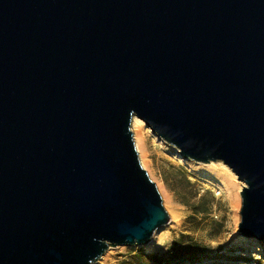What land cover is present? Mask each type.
<instances>
[{
	"label": "water",
	"instance_id": "95a60500",
	"mask_svg": "<svg viewBox=\"0 0 264 264\" xmlns=\"http://www.w3.org/2000/svg\"><path fill=\"white\" fill-rule=\"evenodd\" d=\"M134 117L244 181L264 241V0H0V264H96L169 224Z\"/></svg>",
	"mask_w": 264,
	"mask_h": 264
},
{
	"label": "rangeland",
	"instance_id": "374dc122",
	"mask_svg": "<svg viewBox=\"0 0 264 264\" xmlns=\"http://www.w3.org/2000/svg\"><path fill=\"white\" fill-rule=\"evenodd\" d=\"M131 128L141 163L158 186L170 222L148 245L111 247L96 264H264V241L239 232L243 188L238 190L241 201L236 206L226 190L199 178L168 152L162 145L168 143L146 123L144 129L133 123ZM218 171L229 181L220 166ZM192 251L201 254L195 262L188 261Z\"/></svg>",
	"mask_w": 264,
	"mask_h": 264
},
{
	"label": "bare ground",
	"instance_id": "6f19581e",
	"mask_svg": "<svg viewBox=\"0 0 264 264\" xmlns=\"http://www.w3.org/2000/svg\"><path fill=\"white\" fill-rule=\"evenodd\" d=\"M144 121L141 120L138 117H134L133 119V126L137 129H144ZM160 141V140H159ZM163 147L168 151L173 153L180 161L187 166L195 175H197L199 178L209 182L216 184L218 187L222 188L223 190H226L230 197L232 198L234 204L236 206H239L240 204V196H239V188H244L245 182L240 180L238 176L228 167H226L224 164L212 166L210 164H204V162H198L195 160L184 158L179 150L173 146H169L168 144L162 143ZM221 167V169L226 173L229 178V181L226 179L227 176H224L223 173L218 171V167ZM226 177V178H225ZM239 181H238V180ZM241 181V182H240ZM148 245V244H147Z\"/></svg>",
	"mask_w": 264,
	"mask_h": 264
},
{
	"label": "trees",
	"instance_id": "16d2710c",
	"mask_svg": "<svg viewBox=\"0 0 264 264\" xmlns=\"http://www.w3.org/2000/svg\"><path fill=\"white\" fill-rule=\"evenodd\" d=\"M173 179H175V178H173ZM200 255L201 254L198 251H192L190 256L188 257V261H190V262L194 261L195 262V260H197ZM143 256L146 258H150V259H152V258L157 259V257H158L157 255H148V254H141V256H139V257H143ZM155 264H159V263L155 262Z\"/></svg>",
	"mask_w": 264,
	"mask_h": 264
}]
</instances>
